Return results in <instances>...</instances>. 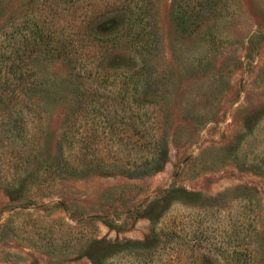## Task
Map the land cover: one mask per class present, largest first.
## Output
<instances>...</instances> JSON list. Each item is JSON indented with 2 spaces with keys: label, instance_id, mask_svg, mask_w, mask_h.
<instances>
[{
  "label": "rangeland",
  "instance_id": "obj_1",
  "mask_svg": "<svg viewBox=\"0 0 264 264\" xmlns=\"http://www.w3.org/2000/svg\"><path fill=\"white\" fill-rule=\"evenodd\" d=\"M32 1L0 0V264H264V0H145L149 52L104 58L86 27L139 0ZM27 9L76 69L18 58Z\"/></svg>",
  "mask_w": 264,
  "mask_h": 264
},
{
  "label": "trees",
  "instance_id": "obj_2",
  "mask_svg": "<svg viewBox=\"0 0 264 264\" xmlns=\"http://www.w3.org/2000/svg\"><path fill=\"white\" fill-rule=\"evenodd\" d=\"M37 0H33L31 4H35ZM55 4V1L52 0ZM59 2L61 0H58ZM125 3L127 0H124ZM133 1V0H128ZM145 0H139L141 4H136L135 8L138 11H135L130 9L131 11L124 14V17L122 16V23L120 25L116 26V22H113L114 20L110 18L108 21L103 22L102 24L98 23V25L92 26L89 30L88 27H86V35H85V41L87 43V49H89L90 52L95 54L97 56H101L104 58L108 48L110 47V44H115L116 41L121 39L122 37V31L119 30L121 26L126 25L124 31H125V37L126 42L131 45L132 48L136 50V53L143 55V53L149 52V47L151 46L150 38L146 33L147 29V21L149 22L148 15L149 11L147 9L148 4ZM205 1V2H203ZM203 2V3H202ZM65 4V6L68 5L69 1L63 0L62 2ZM212 0H202L198 5L200 7H204L205 4H211ZM52 4V6H54ZM59 6V5H58ZM182 5H179L177 2L175 3V9H181ZM190 6V5H189ZM55 7V6H54ZM129 7V4H128ZM56 9H65L62 6L55 7ZM27 14L25 17L20 21L18 25V30L16 31L15 37L17 36V41L19 45V59H22L26 54L29 56L36 55H42L45 54L52 58L57 59H64L68 60L71 63H74V69H76V66H78V58L82 55V45L81 39H79L80 35H77L75 33L73 34H64L63 32L53 29L50 27L44 17L42 19L41 16H39L37 13H35V9H27ZM71 11V9H70ZM68 11V13H70ZM57 16H61V12L57 13ZM126 16V17H125ZM193 15H186L185 13H177L176 19L184 24L186 21L188 22L191 20ZM38 19V21L36 20ZM108 27L106 26L109 24ZM114 23V27H113ZM70 33V32H69ZM82 33V32H81ZM80 33V34H81ZM84 35V34H83ZM76 37L78 39H76ZM82 37V34H81ZM96 42H100V46L96 45ZM112 44V45H113ZM21 46H25L24 49H22ZM15 54V53H14ZM94 54V53H93ZM137 77V76H136ZM134 75H130L131 80L133 81V91L131 92V96L129 98V101L131 102V106H133V110H139L140 107L144 105L145 97L143 96L139 97L138 92V86L139 81L136 79ZM129 92V91H128ZM137 105V106H135ZM96 106V104H95ZM139 108V109H138ZM160 158V157H159ZM158 157L154 154L151 155L149 163L154 164V161H156ZM62 164H65L62 163ZM59 170H61L60 167H58ZM81 167H70V165H67V168H65V171H79ZM61 172H64L62 169ZM22 181H20L21 183ZM13 184H16V181L13 182ZM23 186V185H22ZM100 257V256H99ZM94 263L97 264V261L94 260Z\"/></svg>",
  "mask_w": 264,
  "mask_h": 264
}]
</instances>
